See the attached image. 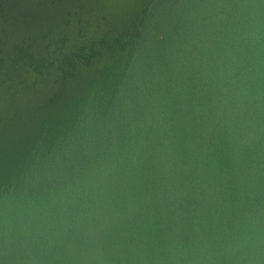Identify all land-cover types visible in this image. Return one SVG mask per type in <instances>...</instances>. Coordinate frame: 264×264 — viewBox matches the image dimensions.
I'll return each instance as SVG.
<instances>
[{
    "label": "water",
    "instance_id": "water-1",
    "mask_svg": "<svg viewBox=\"0 0 264 264\" xmlns=\"http://www.w3.org/2000/svg\"><path fill=\"white\" fill-rule=\"evenodd\" d=\"M259 3L0 0L20 264H264V7H242ZM58 36L77 51L27 82Z\"/></svg>",
    "mask_w": 264,
    "mask_h": 264
},
{
    "label": "clouds",
    "instance_id": "clouds-1",
    "mask_svg": "<svg viewBox=\"0 0 264 264\" xmlns=\"http://www.w3.org/2000/svg\"><path fill=\"white\" fill-rule=\"evenodd\" d=\"M163 6V5H161ZM153 7L149 5V8ZM242 7L260 8L264 7V0H260L259 4H245ZM83 43H87L86 38ZM77 49L70 48L68 44L61 39L56 38V42L53 43L50 52L48 62L41 66L38 64L25 62L21 65V73L27 82L32 83L41 78L42 75L48 73H60L61 61L72 52ZM5 111L8 110V96L5 90L2 100ZM31 260V258H29ZM0 264H20V257L15 256L10 248L9 239V220L7 209V198L5 197L3 209L0 210Z\"/></svg>",
    "mask_w": 264,
    "mask_h": 264
}]
</instances>
